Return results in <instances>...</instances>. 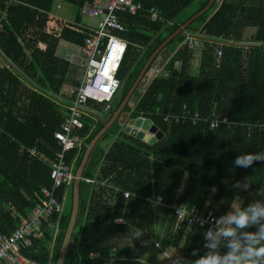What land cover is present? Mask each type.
<instances>
[{"label":"trees","instance_id":"obj_1","mask_svg":"<svg viewBox=\"0 0 264 264\" xmlns=\"http://www.w3.org/2000/svg\"><path fill=\"white\" fill-rule=\"evenodd\" d=\"M56 1L20 0L9 7L6 18L1 19L0 12V232L4 234L12 232L20 216L42 202L41 187L53 184L51 160L61 148L54 132L68 116L74 98L63 92V86L77 70L64 56L68 51L81 54L86 37L93 32V27L81 23L80 13V7L92 0H62L78 7L73 21L54 13ZM134 1L142 2L144 9L118 12L126 31L117 35L128 42L116 71L120 88L111 103L89 99L85 105L84 127L77 130L81 142L66 153L73 169L103 127L101 118L108 119L118 108L158 45L209 2ZM152 6L160 9L154 20ZM0 8H4V0H0ZM249 27L256 28L253 40L261 45L237 44ZM196 30L203 38L202 49L197 69L190 70L197 49H190L184 41L188 32ZM186 34L163 48L125 109L130 118L144 115L153 120L164 137L151 145L126 133L119 121L104 135L81 182L79 218L64 264H106L110 258H115L113 264H143L137 246L114 248L111 244L112 237L128 226L115 220L138 213L142 197L153 204L146 197L161 195L166 204L179 201L220 216L237 197L247 203L264 193V162H254L247 169L232 165L241 151L264 150V0H216ZM221 36L231 43L216 56L218 44L211 38ZM177 61L180 67L175 66ZM155 67L160 68L159 74H153ZM146 78L150 80L146 82ZM184 104L200 112L197 124L189 119L178 123L164 120L166 114L182 112ZM213 110L228 122L211 128L206 117ZM31 149L37 153L31 154ZM245 178L249 189L230 186ZM103 181H111L131 195L126 198L122 191L115 193L102 186ZM56 194L64 204L60 234L55 240L46 235L36 241L37 250L24 251L42 264L55 263L70 218L72 183L58 188ZM158 206L171 213L164 244L176 246L185 239L183 257L195 259L191 255L194 248H200L202 254L204 229L176 234L174 211ZM106 238L110 243L100 242ZM91 251L100 256L91 258Z\"/></svg>","mask_w":264,"mask_h":264},{"label":"built area","instance_id":"obj_2","mask_svg":"<svg viewBox=\"0 0 264 264\" xmlns=\"http://www.w3.org/2000/svg\"><path fill=\"white\" fill-rule=\"evenodd\" d=\"M20 0H4V8H0L1 19L9 14V7ZM60 7V5H59ZM144 9L142 2L134 0H92L87 1L80 7V13L88 17L98 18L99 24L93 27V32L86 37L85 44L82 47L81 54L68 51L64 58L71 64L79 65L83 68V74L79 83L71 88L70 94L74 96L71 101L70 112L63 120L59 129L54 132V136L60 145V150L55 153V158L51 160V187L42 186V202L33 207L26 215L20 216L19 225L9 234L0 232V264H42L39 261L32 260L24 254L37 250V240H41L46 235H51L53 240L61 232L60 221L64 213V204L57 197L56 190L63 185L72 183L74 179V170L66 160V153L77 147L81 138L77 130L84 127L83 116L85 105L89 99L98 102H110L120 88L121 81L116 76V71L122 59L128 42L117 35V32L126 31L125 24L121 21L119 11H128L136 13ZM152 19H157L160 15V9L156 6L150 8ZM2 23L0 22V28ZM222 39V38H221ZM214 41L211 39V42ZM185 44L190 49H197L202 42L192 33H187ZM216 56L223 53V40L215 41ZM30 51H27L29 53ZM180 64L176 62L175 66ZM153 74H159L160 68L152 69ZM150 80V79H149ZM147 80L146 82H148ZM146 119L147 117L141 115ZM191 120L197 124L201 119L200 112L192 111L187 104L182 107V112L176 114L164 115L167 122L178 123L179 121ZM206 120L211 128H217L219 125L228 122L226 116H222L213 110ZM264 132V126H263ZM35 149H31V154L35 155ZM88 182H95L93 179L85 178ZM103 181L101 185L110 187L115 193L123 192L128 198L131 193L124 191L120 186ZM153 204L165 205L170 207L176 216L174 230L185 233L192 231L196 227L203 228L204 231L211 226L215 218L219 217L212 212L203 213L198 207L189 208L186 204L179 201L166 204L161 195L156 198H146ZM203 221V223L201 222ZM118 224H127V219L122 216L115 220ZM160 246L159 242L155 243ZM99 252L91 251V258H98ZM114 258H110L106 264H113Z\"/></svg>","mask_w":264,"mask_h":264},{"label":"clouds","instance_id":"obj_3","mask_svg":"<svg viewBox=\"0 0 264 264\" xmlns=\"http://www.w3.org/2000/svg\"><path fill=\"white\" fill-rule=\"evenodd\" d=\"M254 162H264V150L241 151L232 165L247 169ZM230 186L247 190L250 183L245 178L243 182L237 180ZM201 247L202 254L200 248L192 250L195 259L176 255L172 264H264V193L261 198L247 203H231L228 210L215 218L203 232ZM172 256L173 253L167 257Z\"/></svg>","mask_w":264,"mask_h":264},{"label":"water","instance_id":"obj_4","mask_svg":"<svg viewBox=\"0 0 264 264\" xmlns=\"http://www.w3.org/2000/svg\"><path fill=\"white\" fill-rule=\"evenodd\" d=\"M216 0H209L207 5L193 14L188 20H186L182 25H180L174 32L169 34L154 50L150 57L144 63L139 75L137 76L135 82L131 88L126 93L122 102L119 104L118 108L112 112V115L108 118H101L103 122V127L95 134L87 145L83 157L74 171V179L72 181V205L70 211V218L65 229L62 244L60 246L59 252L57 254L54 264H64L66 256L69 252L70 246L73 243V234L75 231L76 223L79 218L80 213V187L81 182L84 178L85 171L91 159V155L95 150L98 143L102 140L104 135L111 129L116 121L125 125L124 131L131 134L132 136L147 142L151 145L156 143L158 140L164 137V132L150 119V118H130L129 114L125 111L127 104L129 103L132 95L136 91L140 82L143 80L145 74L149 70L151 64L160 54V52L165 48L175 37L178 35H185L186 30L191 27V24L199 18L203 13L208 11Z\"/></svg>","mask_w":264,"mask_h":264},{"label":"crops","instance_id":"obj_5","mask_svg":"<svg viewBox=\"0 0 264 264\" xmlns=\"http://www.w3.org/2000/svg\"><path fill=\"white\" fill-rule=\"evenodd\" d=\"M220 2V0H218ZM63 4H70L68 2H64L62 0H57L54 5L57 8L63 9ZM60 5V7H59ZM74 6V5H73ZM53 9V10H54ZM55 13V12H54ZM57 15V14H56ZM60 18H66L65 20L73 21V19H68L67 17L63 15H57ZM75 19V18H74ZM256 28L249 27L245 31L244 39L243 41L237 43L241 46L250 47V46H259L261 43L256 42L253 40V36L255 35ZM189 33V32H188ZM195 36H200V31L196 30L195 32H191ZM222 38V39H221ZM212 40H223L224 45L231 43L227 38L221 36L217 37L216 39L211 38ZM223 45V46H224ZM264 45V43H263ZM67 53V52H66ZM197 56L195 55V59L191 60L192 65H190V70H194V67L197 63ZM2 62V61H0ZM190 63V64H191ZM75 65V64H74ZM77 67L76 72H74V75H72L71 80H74V86H76L83 74V68L79 65H75ZM75 171V169H74ZM144 197H142L141 203H139V207L143 210L137 209V212L141 213H126L125 218L127 219V229L126 231L115 234L111 239L113 243V247L117 246H137L140 254V260L143 262V264H172V259L176 255L183 256V243L184 240L181 241V243L174 245H165L164 244V238L166 234V230L170 223V217L171 213L169 211L164 210L161 206H158L159 204H149L145 200H143ZM148 198V197H146ZM239 201L243 203V199L241 197H237L233 202ZM145 204L143 206L142 204ZM74 241V238H73ZM116 242V243H114ZM119 242V243H118ZM159 242L160 246L155 247V243ZM172 257H167L171 256ZM115 260V258H114ZM114 262V261H113Z\"/></svg>","mask_w":264,"mask_h":264},{"label":"rangeland","instance_id":"obj_6","mask_svg":"<svg viewBox=\"0 0 264 264\" xmlns=\"http://www.w3.org/2000/svg\"><path fill=\"white\" fill-rule=\"evenodd\" d=\"M63 9H60V8H57L56 6H55V9H54V12H55V14H57V15H63V16H65V17H67L69 20L70 19H73L74 20V18H75V16L77 15V13H78V11H79V9H78V7L77 6H73V5H70V4H63ZM82 15V14H81ZM60 17V16H59ZM64 19H66V18H64ZM81 23L83 24V25H87V26H93V27H97L98 26V24H99V19L98 18H92V17H88L87 15H82V17H81ZM202 49V48H201ZM201 49L200 48H198L197 49V51H195V54H196V56L197 57H199V54H200V51H201ZM198 60L200 59V58H197ZM197 60V63H196V65H195V67H194V69H197V67H198V61ZM145 81H147V78L145 79ZM69 83V84H68ZM67 84H65L64 86H63V92L68 96V94H70V92H71V88L72 87H74V80H72V81H70V82H68ZM113 103H114V101H112ZM111 103V102H110ZM74 170V169H73ZM78 231L76 230V232L75 233H77ZM112 238H114V237H112ZM101 243H110L109 242V239L108 238H106V239H101V241H100ZM112 242V241H111ZM114 243H116V242H114ZM119 243V242H118ZM112 245H113V243H111Z\"/></svg>","mask_w":264,"mask_h":264},{"label":"bare ground","instance_id":"obj_7","mask_svg":"<svg viewBox=\"0 0 264 264\" xmlns=\"http://www.w3.org/2000/svg\"><path fill=\"white\" fill-rule=\"evenodd\" d=\"M197 37V36H196ZM197 38H199V40L201 41L203 38L201 37V36H198ZM202 42V41H201ZM198 49V48H197ZM180 62V61H179ZM152 65V64H151ZM180 65H181V62H180V64L177 66V67H180ZM150 69V68H149ZM148 72V71H147ZM153 121V120H152Z\"/></svg>","mask_w":264,"mask_h":264}]
</instances>
